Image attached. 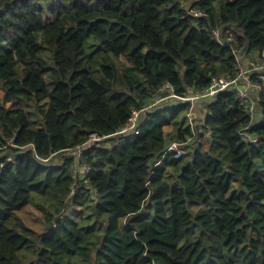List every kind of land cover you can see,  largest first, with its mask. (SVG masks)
<instances>
[{
  "label": "trees",
  "instance_id": "trees-1",
  "mask_svg": "<svg viewBox=\"0 0 264 264\" xmlns=\"http://www.w3.org/2000/svg\"><path fill=\"white\" fill-rule=\"evenodd\" d=\"M263 52L264 0H0V264H264V90L259 144L182 99Z\"/></svg>",
  "mask_w": 264,
  "mask_h": 264
},
{
  "label": "built area",
  "instance_id": "built-area-1",
  "mask_svg": "<svg viewBox=\"0 0 264 264\" xmlns=\"http://www.w3.org/2000/svg\"><path fill=\"white\" fill-rule=\"evenodd\" d=\"M197 14L204 15L203 11L201 10H198ZM215 32L219 34L218 29L215 30ZM234 52L237 53L236 54L237 56L240 55L238 54L240 52L238 48L235 49ZM258 58L259 61L255 62V69L262 72V74L258 75L257 76L258 79L254 80L253 82H251L250 80V75L252 74H251V69L247 65V62L244 66V64L241 62L240 57H237V61L239 62V64L236 69L238 71V74L235 77H231L228 75L220 77L216 79V81H214V83L209 88L199 91L190 90L186 96L182 97V99L191 102V107L187 112V118L193 130H195L198 127L201 128L203 126L204 123L203 114L207 112V107H206L207 104L216 100L218 98V95L222 91L230 89L233 91H238L237 94L240 104L241 106L244 107L245 112L248 114L250 118L248 124L239 129L240 134L243 136L245 140L250 141L251 143L254 144H259L260 139L255 134V132L252 131V127L254 126L255 123L258 122V119L256 117V108L258 107L257 104L260 99L259 96L261 92L264 90V52ZM249 60H251L250 57L247 59V61ZM201 101H203L202 109H201V117L198 118L196 116V112L198 110V102ZM195 118L200 121L198 126L196 127H194ZM136 119L137 116L135 117L132 125H130L125 130L135 127L134 122L136 121ZM97 139H99L97 135L93 134L89 142ZM184 144L185 143L176 141L171 144L169 149L177 151V153H179L177 157H180L186 152L184 147H182ZM78 148L81 150L82 146H79Z\"/></svg>",
  "mask_w": 264,
  "mask_h": 264
},
{
  "label": "rangeland",
  "instance_id": "rangeland-1",
  "mask_svg": "<svg viewBox=\"0 0 264 264\" xmlns=\"http://www.w3.org/2000/svg\"><path fill=\"white\" fill-rule=\"evenodd\" d=\"M48 105V101L41 102L42 107H46ZM199 118V116H197ZM199 120L195 118V125L194 127L198 126ZM94 141V140H92ZM91 141V142H92ZM179 155V153H178ZM30 210H23L18 213V215L26 221L27 225L31 228H33L36 231H42L44 229L42 220L40 219L39 214L32 208H29Z\"/></svg>",
  "mask_w": 264,
  "mask_h": 264
},
{
  "label": "crops",
  "instance_id": "crops-1",
  "mask_svg": "<svg viewBox=\"0 0 264 264\" xmlns=\"http://www.w3.org/2000/svg\"><path fill=\"white\" fill-rule=\"evenodd\" d=\"M199 109H202V102H198ZM200 117V116H199Z\"/></svg>",
  "mask_w": 264,
  "mask_h": 264
},
{
  "label": "clouds",
  "instance_id": "clouds-1",
  "mask_svg": "<svg viewBox=\"0 0 264 264\" xmlns=\"http://www.w3.org/2000/svg\"><path fill=\"white\" fill-rule=\"evenodd\" d=\"M200 117H201V116H200ZM200 117H199V118H200ZM259 122H260V121L258 120V122H257V123H259ZM257 123H256V124H257Z\"/></svg>",
  "mask_w": 264,
  "mask_h": 264
}]
</instances>
